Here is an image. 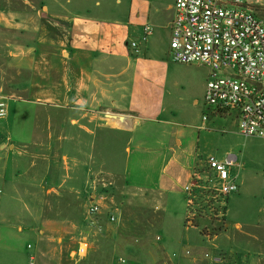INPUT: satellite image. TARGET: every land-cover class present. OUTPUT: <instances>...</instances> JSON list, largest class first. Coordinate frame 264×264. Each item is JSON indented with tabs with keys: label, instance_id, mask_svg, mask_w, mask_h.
Returning a JSON list of instances; mask_svg holds the SVG:
<instances>
[{
	"label": "crops",
	"instance_id": "0c3cea01",
	"mask_svg": "<svg viewBox=\"0 0 264 264\" xmlns=\"http://www.w3.org/2000/svg\"><path fill=\"white\" fill-rule=\"evenodd\" d=\"M20 1V14L0 11V28L29 41L37 9L54 33L31 39L53 64L39 69L33 46L12 45L31 76L0 91V264H259L237 258L227 223L209 237L187 222L205 129L239 133L233 117L200 118L209 73L169 58L174 0ZM14 37L0 34V55ZM240 158L217 160L242 168ZM94 178L111 192L95 193Z\"/></svg>",
	"mask_w": 264,
	"mask_h": 264
},
{
	"label": "built area",
	"instance_id": "2783aa9c",
	"mask_svg": "<svg viewBox=\"0 0 264 264\" xmlns=\"http://www.w3.org/2000/svg\"><path fill=\"white\" fill-rule=\"evenodd\" d=\"M256 5L257 0H174L169 57L175 63L206 67L205 107L215 115L233 117L241 136L264 143V19L257 15ZM148 33L146 27L142 41ZM137 47L130 42L131 49ZM5 116L6 100L0 96V120ZM202 120H207L206 114ZM204 162L213 182L210 190L223 198L237 191L231 159L210 156ZM199 180L194 170L184 188L187 207L200 188ZM97 210L92 203L90 212ZM261 212L264 223V208Z\"/></svg>",
	"mask_w": 264,
	"mask_h": 264
},
{
	"label": "rangeland",
	"instance_id": "374dc122",
	"mask_svg": "<svg viewBox=\"0 0 264 264\" xmlns=\"http://www.w3.org/2000/svg\"><path fill=\"white\" fill-rule=\"evenodd\" d=\"M93 2L94 0H92ZM2 10H4V13L10 10L20 14L22 3L20 0H0V11ZM36 10H30L32 31L29 33L43 34L46 32L53 34V27H46L43 23L33 19ZM255 11L261 19H264V0L259 1V4L255 6ZM88 13L89 19L110 16L107 11L102 10H89ZM20 19L15 18V21L20 22ZM1 33L8 36L14 35V40H17L7 43V46L3 42L2 49L4 51L3 55H0V88H2L0 91L3 94H11L12 89L16 86L19 87L23 79L27 80L31 76L29 71L21 69L20 54L18 55L21 52L13 48L12 45L33 46L35 53H31L30 57L33 58L39 69L45 66V61H47L46 65H52L53 63L50 61L51 59L37 56L38 45H43V42L32 41L31 38L35 34L30 36L29 41H20L19 39H22L20 36L23 33H28L26 30L0 28ZM7 51H12L16 56L8 55ZM174 64L184 65L175 62ZM193 69L199 75L209 73V70L202 66L194 65ZM10 86L12 89H9ZM16 91L20 94V90ZM206 109L203 105L200 118L206 113ZM229 124L230 122H227V126L215 125L205 129L206 132L208 130L210 132H207V135L203 136L202 139V157L206 160L208 157L213 156L221 160L229 152L235 153L239 157L242 155L238 163L243 164V167L233 166L229 168L230 173L235 178L237 191L223 198L210 190L213 182L210 180L211 177L205 168V162L202 161L195 167V172L200 176V180L197 181L200 188L194 190L192 204L187 207V215L194 224L202 223L201 232L209 237L220 233L227 223L230 229L228 233H230L232 239H235L233 246L237 258L242 261H259V264H264V223H262L261 212L264 208V144L257 138H245L237 134L236 131L231 132ZM224 127L229 131H222ZM92 180H94L92 182L94 186L99 188V191H95V193L106 195L111 192L110 186L108 188L102 186L104 182L100 178ZM123 192L131 193L133 191L124 190Z\"/></svg>",
	"mask_w": 264,
	"mask_h": 264
}]
</instances>
